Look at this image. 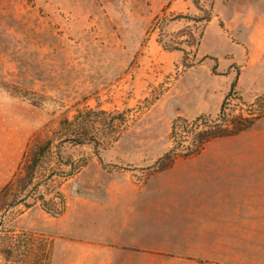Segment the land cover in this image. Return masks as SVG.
Returning <instances> with one entry per match:
<instances>
[{"label": "rangeland", "instance_id": "rangeland-1", "mask_svg": "<svg viewBox=\"0 0 264 264\" xmlns=\"http://www.w3.org/2000/svg\"><path fill=\"white\" fill-rule=\"evenodd\" d=\"M229 92L246 116L264 94V0H0V264H264V110L160 162L173 121ZM77 117L98 143L63 164ZM112 233L124 250L100 244Z\"/></svg>", "mask_w": 264, "mask_h": 264}, {"label": "trees", "instance_id": "trees-1", "mask_svg": "<svg viewBox=\"0 0 264 264\" xmlns=\"http://www.w3.org/2000/svg\"><path fill=\"white\" fill-rule=\"evenodd\" d=\"M199 9L203 10L202 7ZM167 49H177L183 52L186 50L183 47H175L170 45ZM187 64V63H186ZM235 89V88H234ZM234 96L229 92L222 104L220 112L216 116L212 115H200L193 120L177 117L172 124L170 138L172 140V147L169 151L161 158L160 162L164 168L171 166L178 157H192L199 154L205 147V145L215 138L228 137L233 135H238L242 131L250 128L258 115L262 114L264 110V94L258 96L253 103L248 104L249 111L247 116L244 112L233 113L231 110V101ZM241 100V96H238ZM244 110V109H243ZM93 112V111H91ZM98 114H108L106 111H100ZM76 121V127L73 129H67V133L59 138L57 145V157L60 163L68 164L62 154L61 148L68 143L73 144H97L98 139L94 136L88 135V133H81L85 129H80L79 126L82 121ZM68 124L72 122L66 119ZM83 134V135H82ZM52 141L47 142V147H51ZM44 153H40L38 150L36 152H28L24 170L26 172L25 176L19 179L20 184L14 188L15 193L13 197V202H21L26 206H31L29 198L34 197L35 191L38 186L31 185L34 183L35 175L38 172L40 163L43 160ZM71 164V163H69ZM61 172V173H60ZM73 173V170H62L53 171L52 176H69ZM29 185V187H28ZM14 186V184L12 185ZM21 194V197H20ZM2 198L0 199V201ZM10 203L9 206H11ZM5 206V203L0 205Z\"/></svg>", "mask_w": 264, "mask_h": 264}, {"label": "crops", "instance_id": "crops-1", "mask_svg": "<svg viewBox=\"0 0 264 264\" xmlns=\"http://www.w3.org/2000/svg\"><path fill=\"white\" fill-rule=\"evenodd\" d=\"M101 245H109V244H121V239L119 240V238H116V235L114 233H112L109 237L106 238H101ZM116 248V247H115ZM117 248H121V245H119ZM124 250V248H121Z\"/></svg>", "mask_w": 264, "mask_h": 264}]
</instances>
